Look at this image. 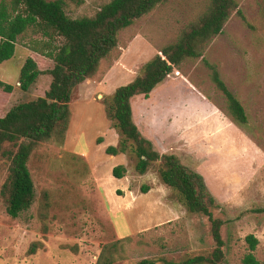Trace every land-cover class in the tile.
Returning <instances> with one entry per match:
<instances>
[{"label":"rangeland","instance_id":"obj_1","mask_svg":"<svg viewBox=\"0 0 264 264\" xmlns=\"http://www.w3.org/2000/svg\"><path fill=\"white\" fill-rule=\"evenodd\" d=\"M62 1L74 19L94 16L111 0ZM235 2L245 20L233 12L201 58L185 60L147 99L133 98V120L154 150L176 155L202 175L215 199L212 215L223 222V264H244L249 235L258 241L251 253L264 264V0ZM209 3L167 0L119 32L117 47L95 75L74 89L63 142L41 143L31 154L32 206L11 218L0 194V264H135L147 258L182 263L213 251L208 218L187 212L178 193L161 182L159 162L140 175L133 153L106 154L120 135L103 104L175 43ZM40 41L27 31L14 57L0 64V81L13 86L10 94L0 90V118L48 90L47 73L27 92L17 83L28 57L41 71L52 69L53 62L35 52L42 49ZM204 61L243 107L245 125L229 115ZM118 165L125 168L121 179L112 175ZM8 174L9 161L1 157L0 190Z\"/></svg>","mask_w":264,"mask_h":264},{"label":"trees","instance_id":"obj_2","mask_svg":"<svg viewBox=\"0 0 264 264\" xmlns=\"http://www.w3.org/2000/svg\"><path fill=\"white\" fill-rule=\"evenodd\" d=\"M166 1L111 0L94 16L74 19L65 12L62 0L0 2V64L14 57L18 38L27 31L42 37V49L35 52L53 62L52 69L41 71L33 58L25 60L17 82L19 89L27 92L45 73L51 77L49 88L43 97L14 105L0 118V158L9 161V174L0 194L8 216L18 218L32 206L34 183L28 169L29 158L41 143L63 142L71 118L74 89L95 75L100 62L117 47L120 31ZM237 8L235 0H210L206 11L186 27L175 43L159 50L131 82L118 87L103 101L105 115L120 135L117 146L107 147L106 154L133 153L137 159L135 170L140 175H144L151 164L159 162L161 182L178 193L188 213L201 214L210 222L215 244L210 254L197 255L182 263L162 260V264H223L224 241L220 232L223 222L212 215L215 199L202 175L183 165L176 155L158 153L141 134L133 120L132 100L139 96L147 99L185 60L201 58L207 44L221 34L233 12L245 20ZM204 62L212 70V82L226 97L229 115L237 124L245 125L247 116L243 107L228 91L216 68ZM0 90L10 94L13 86L0 81ZM6 145H10V149L6 150ZM124 173L121 165L112 169L116 179L123 178ZM147 191L143 188L142 193ZM246 241L253 252L257 239L249 235ZM31 252H34L33 247ZM251 252L243 263L259 264ZM135 264L158 263L147 258Z\"/></svg>","mask_w":264,"mask_h":264},{"label":"crops","instance_id":"obj_3","mask_svg":"<svg viewBox=\"0 0 264 264\" xmlns=\"http://www.w3.org/2000/svg\"><path fill=\"white\" fill-rule=\"evenodd\" d=\"M18 82V81H17Z\"/></svg>","mask_w":264,"mask_h":264}]
</instances>
